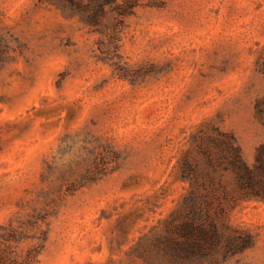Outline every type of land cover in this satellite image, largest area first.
<instances>
[{
    "label": "rangeland",
    "instance_id": "obj_1",
    "mask_svg": "<svg viewBox=\"0 0 264 264\" xmlns=\"http://www.w3.org/2000/svg\"><path fill=\"white\" fill-rule=\"evenodd\" d=\"M214 126L256 162L264 0H0V247L30 264H264V200L232 170L208 233L180 232L182 167L206 166Z\"/></svg>",
    "mask_w": 264,
    "mask_h": 264
},
{
    "label": "trees",
    "instance_id": "obj_2",
    "mask_svg": "<svg viewBox=\"0 0 264 264\" xmlns=\"http://www.w3.org/2000/svg\"><path fill=\"white\" fill-rule=\"evenodd\" d=\"M260 113L263 109L259 107ZM199 148L205 156L206 166L201 167L199 161H186L182 167V180L191 183L190 196L185 201V212L180 226V232L185 234H194L200 232L207 234L205 226L206 221L214 222L213 204L219 200L222 195L230 196L228 190L221 191L214 187V182L223 172L232 170L238 186L237 194L242 199L260 198L264 200V143H262L257 152L256 162L253 165L248 164L243 156L242 148L233 132L223 130L219 126H214L212 132L202 135ZM201 176L206 177L204 182H210L213 187L200 189ZM189 223V224H188ZM195 223V224H194ZM183 225V226H182ZM216 231V226H213ZM172 259L177 261L182 255L185 247L179 239H172ZM7 246L0 247V264H30L35 254L31 251L25 256L12 254ZM195 253L197 247L190 248Z\"/></svg>",
    "mask_w": 264,
    "mask_h": 264
}]
</instances>
